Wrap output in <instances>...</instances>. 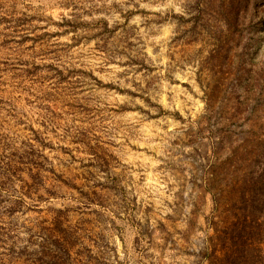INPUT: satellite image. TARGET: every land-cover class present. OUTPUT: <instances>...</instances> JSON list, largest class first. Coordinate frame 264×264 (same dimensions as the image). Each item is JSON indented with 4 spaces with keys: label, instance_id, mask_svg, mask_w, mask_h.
I'll return each mask as SVG.
<instances>
[{
    "label": "rangeland",
    "instance_id": "rangeland-1",
    "mask_svg": "<svg viewBox=\"0 0 264 264\" xmlns=\"http://www.w3.org/2000/svg\"><path fill=\"white\" fill-rule=\"evenodd\" d=\"M0 264H264V0H0Z\"/></svg>",
    "mask_w": 264,
    "mask_h": 264
}]
</instances>
